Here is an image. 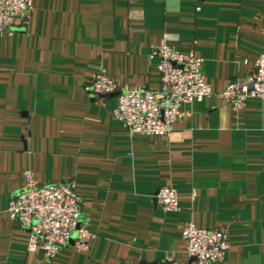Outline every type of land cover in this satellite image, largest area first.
Masks as SVG:
<instances>
[{
  "label": "crops",
  "instance_id": "obj_1",
  "mask_svg": "<svg viewBox=\"0 0 264 264\" xmlns=\"http://www.w3.org/2000/svg\"><path fill=\"white\" fill-rule=\"evenodd\" d=\"M25 28L0 34V264H193L182 229L224 228L212 264H264V101L236 111L219 94L264 49V0H32ZM202 58L212 94L183 104L168 136L131 134L95 97L103 72L120 88L159 87L153 46L165 36ZM73 180L87 250L29 251L7 208L24 173ZM173 187L178 211L155 201Z\"/></svg>",
  "mask_w": 264,
  "mask_h": 264
},
{
  "label": "built area",
  "instance_id": "obj_2",
  "mask_svg": "<svg viewBox=\"0 0 264 264\" xmlns=\"http://www.w3.org/2000/svg\"><path fill=\"white\" fill-rule=\"evenodd\" d=\"M32 7V0H0V34L25 28ZM261 28L264 37V21ZM173 38L165 35L150 54L151 59L157 60L158 89L120 88L103 72L85 86L95 97L105 98L118 92L113 114L131 134L168 136L183 115V104L202 101L212 94L201 74L202 58L192 49L179 51L169 43ZM219 96L236 111L249 98L264 101V49L247 76L228 83ZM155 198L164 211L179 210L175 188L161 187ZM81 210L75 181L38 183L33 172L26 171L23 186L12 196L7 214L28 231L29 251L42 250L53 259L71 240L78 249L87 250L92 235L80 224ZM182 237L193 264L221 261L229 247L224 228L204 229L190 222L183 227ZM160 264L176 263L167 258Z\"/></svg>",
  "mask_w": 264,
  "mask_h": 264
},
{
  "label": "water",
  "instance_id": "obj_3",
  "mask_svg": "<svg viewBox=\"0 0 264 264\" xmlns=\"http://www.w3.org/2000/svg\"><path fill=\"white\" fill-rule=\"evenodd\" d=\"M117 95H118V92H115V93L110 94L109 96H117ZM155 201H156V198H155Z\"/></svg>",
  "mask_w": 264,
  "mask_h": 264
}]
</instances>
